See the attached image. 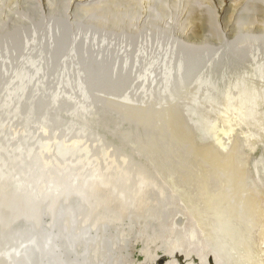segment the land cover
<instances>
[{
	"label": "rangeland",
	"instance_id": "obj_1",
	"mask_svg": "<svg viewBox=\"0 0 264 264\" xmlns=\"http://www.w3.org/2000/svg\"><path fill=\"white\" fill-rule=\"evenodd\" d=\"M68 2L0 0L8 222L28 224L23 184L56 189L59 231L91 243L88 264H264V0H72L88 11L56 42Z\"/></svg>",
	"mask_w": 264,
	"mask_h": 264
},
{
	"label": "bare ground",
	"instance_id": "obj_2",
	"mask_svg": "<svg viewBox=\"0 0 264 264\" xmlns=\"http://www.w3.org/2000/svg\"><path fill=\"white\" fill-rule=\"evenodd\" d=\"M74 1H78V3H81L85 0H74ZM71 3H72V0H69V2L66 5V8L64 9L65 12L63 14V17L57 18L56 16H54L53 18H51L52 23H54L56 27V34H57L56 42L60 41L61 38L65 37L66 32L70 29L68 28L66 24L68 19H74V18L80 17L88 11V8H83L79 6H76V8L74 7V9L68 10V6ZM79 19H81V17ZM2 26L3 25L0 26V34H1L0 36H2V38L5 41H7L6 36L10 37V34H8L9 32L7 30L1 31ZM10 29H12V27ZM35 33L33 34L34 39H33V44H32L35 46L34 47L32 46V50H30L31 49L30 40L26 39L25 45L29 47L27 51H37L36 48L38 46V43L36 42H37L38 37H37V34ZM14 36H18V35L15 34ZM53 37L54 36L52 35V32H50L51 43H52ZM11 39L13 38H10L9 40L10 42H11ZM76 39L77 38L74 37V39L72 40V46L69 48V51H76ZM41 40L39 41L40 43H41ZM11 45H12L13 51H17L18 45L14 42H11ZM8 48H6V51H10ZM54 48H56L55 44H53L52 46L47 45V51L54 50ZM9 56L10 55L8 53V57ZM21 57L23 60L26 58H30L31 55L30 53L29 54L26 53V54H23ZM40 60H43V59L40 57L39 61ZM37 62L38 60L32 62L30 66L32 65L31 67H33L34 64ZM166 66L167 65H165L162 70L163 75H164L163 72H165L166 70ZM23 70L17 71L18 73L16 72V75L14 76V80L19 81L20 79L24 78ZM78 77L80 78V75ZM84 78L87 79V77H84ZM2 179L3 178H1L0 180ZM70 187L73 188L71 189V193L75 194L76 192V195L81 197V194L83 193L81 190H79L78 188H74L73 186H70ZM19 190L20 191L18 190L14 191L12 196L14 195V196H17L23 199V200L15 199V202L18 205L17 209L24 214V215L21 214L22 215L21 219H23L24 221L26 220L25 222H27L29 225H31L35 229L31 231L30 226L28 224H24L22 228L17 227L16 224H11V221L8 222L5 212L3 210L0 211L1 230L7 229L6 233L4 232L6 242L2 240L3 231L0 232L1 233L0 234V250H1L0 252L3 253V256H1V259L3 260L4 264H88L89 257L91 256V254L92 255L94 254L93 258H97L96 250H92V248L90 247L91 243L89 245H85V243H82L83 235L78 232L79 230H77L73 236L70 235V233L65 232L64 230H61V232L59 231V226L62 222V220L58 219L59 216L57 215L59 211V205L64 206L70 203V199L68 196H66V194L57 192L56 189H54V190L47 191L43 197H41L40 199H37V196L33 193V191L28 190L27 185L23 184L19 188ZM80 201L81 203L86 204L87 200L85 198H82L80 199ZM43 204L46 206H44ZM43 208H46L47 210L46 215L42 216L40 214L36 216L35 215L36 211L40 212V210ZM6 210H13V208L7 207ZM44 217L47 218L46 223H43L42 221V218ZM16 220L17 218L13 221L15 222ZM83 224L87 225V223L85 222ZM68 226H69V223H67L65 227H68ZM13 227H17V229L11 230ZM86 227L87 226H85V228ZM70 228H73V227L70 225L69 229ZM89 232H91L90 229L87 230L86 236H88ZM64 234L66 235V237L64 236ZM94 236L95 235H93V237ZM209 240L212 241L210 238ZM6 244L10 245L8 249L4 248ZM102 244L107 245L109 247L111 244V241L109 239H105V241L103 240ZM172 252L173 251H171V253ZM43 259H45V261ZM220 259L225 261L223 257H220Z\"/></svg>",
	"mask_w": 264,
	"mask_h": 264
}]
</instances>
